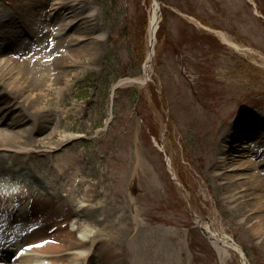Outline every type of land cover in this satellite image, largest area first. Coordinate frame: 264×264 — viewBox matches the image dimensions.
Listing matches in <instances>:
<instances>
[{
    "label": "rangeland",
    "instance_id": "1",
    "mask_svg": "<svg viewBox=\"0 0 264 264\" xmlns=\"http://www.w3.org/2000/svg\"><path fill=\"white\" fill-rule=\"evenodd\" d=\"M47 1L0 0L1 53L16 61L22 77L38 72L26 93L38 97L34 105L0 82L1 99L16 104L23 128L32 127L22 138L27 149L0 148V179L22 168L27 182L57 192L64 213L86 216L83 232L76 231L77 220L67 224L75 238L104 216L116 227L121 223L118 248L125 264H142L134 249L144 240L171 254L165 264H243L233 249L226 260L218 257L200 227L207 220L241 247L245 264H264V232L256 237L248 223L264 221V165L240 171L250 178L240 180L237 203L226 202L230 184L217 170L221 141L237 119L250 117L264 133V0H160L147 73L154 1L83 0L94 6V27L106 37L86 46L70 69L54 56L47 59L50 38L40 27L18 20L24 7L44 11ZM198 21L224 32L241 50ZM52 70L48 86L40 74ZM135 77L144 79L142 85L125 81ZM247 125L236 150L225 155L228 165L240 159L242 146L256 142ZM66 134L77 136L65 142ZM7 136L8 145L19 139ZM263 145L250 148V161H258L256 149ZM66 153L79 155L88 167L72 179L55 167ZM22 223L14 224L16 238Z\"/></svg>",
    "mask_w": 264,
    "mask_h": 264
},
{
    "label": "bare ground",
    "instance_id": "2",
    "mask_svg": "<svg viewBox=\"0 0 264 264\" xmlns=\"http://www.w3.org/2000/svg\"><path fill=\"white\" fill-rule=\"evenodd\" d=\"M82 1L48 0L43 7L44 11L34 12L29 7H24L19 11L18 20L26 21L28 26L33 29L40 27L41 29H39L50 38L48 43L50 48L48 56L50 58H46L51 60L54 56L63 63L62 67L65 69L76 67L78 58L86 55L88 45L96 44L106 37L104 31L94 27V6L82 3ZM158 7L159 4L155 1L149 29L153 47L148 52L149 57L144 67L145 73L151 67L150 63L154 54L156 35L154 32L157 23L156 18L159 15ZM6 18L7 21L13 20L10 16ZM2 19H0V25ZM0 34H2L1 31ZM215 34L230 47L241 50V47L234 41H230L224 32L220 31ZM15 62L12 57L4 55L0 51V82L7 87H13L16 91H20L24 101L34 105L33 102L36 103L38 97L32 98L33 96L31 97L26 93L31 81L37 78L38 72L31 69L28 72L29 75L31 73L30 76L27 74L22 77L21 74L24 72L21 71V67H17ZM53 74L52 70L40 75L43 76L42 79L48 86H52L54 78L52 79L51 76ZM126 81L129 84L142 85L144 79L135 77L134 79L128 78ZM1 97L0 94V148L6 150H9V147L27 149L28 144L22 138L27 137L26 133L30 132L32 127L23 128L26 125V120L24 116L14 115L17 109L16 104L9 100L4 101ZM108 108L110 110V103ZM242 117L235 121L229 132L224 134L221 141L222 150L218 156V175L222 176L223 181L230 184V191L226 195V202L228 203H237L240 200L242 197L240 180L250 178L240 171H245L250 165L255 168L264 165V148L262 150L256 149L258 161L252 159L250 161V155L247 153L250 148L261 143L264 144V133L260 131L262 127L253 126L250 117ZM247 123H249L247 126L251 128L252 132L250 136L256 142L253 146L249 145L246 148L242 146L238 155L240 159L232 161L233 164L228 165L225 155L230 150H236L235 142L240 137L239 133L246 134V130L242 129L246 127ZM1 126H9L11 129H2ZM14 130L15 133H12ZM54 131L55 128L49 135L53 136L52 132ZM8 134H15L19 139L14 144L8 145L6 143ZM75 136L77 135L66 134L62 140L70 142ZM82 163L79 155L66 153L58 159L55 167L61 175L72 179V176L78 175V173H82V170L88 168L82 166ZM229 166L233 167L230 168ZM260 171L258 170L252 177L258 176ZM0 175H2L1 172ZM23 175L25 172L22 168H18L17 172L12 173L9 180L0 179V264H125L121 260L122 254L118 248L123 230L121 223L116 227L114 222H107L104 216L102 221H99L98 224L94 223L92 229L84 234L85 237L82 239L75 238L74 232L68 228L67 224L77 220L76 231L83 232L86 229L82 222L87 221L85 220L86 216L80 212L68 211L64 213L65 203L57 192L50 193L46 186L31 184L22 178ZM18 177L21 178V181L15 179ZM21 182L23 183L19 186ZM70 195L75 197V194L70 193ZM91 218L96 221L94 220L95 217ZM20 222H23V226L16 233L19 238H16L14 224ZM248 223H251L253 234L256 237L263 235L264 221L259 222L252 218ZM200 227L222 261L227 259L231 249L239 253L243 252L240 247L230 241L228 236L217 233L208 220ZM134 250V257L142 264H165V261L171 258V254L162 253L153 240L142 241Z\"/></svg>",
    "mask_w": 264,
    "mask_h": 264
},
{
    "label": "trees",
    "instance_id": "3",
    "mask_svg": "<svg viewBox=\"0 0 264 264\" xmlns=\"http://www.w3.org/2000/svg\"><path fill=\"white\" fill-rule=\"evenodd\" d=\"M165 28V23H163V28H162V30L160 31V32H163V29ZM153 96H154V98H155V95L153 94ZM149 131H150V135H155V133L153 132L152 133V130H150L149 129Z\"/></svg>",
    "mask_w": 264,
    "mask_h": 264
},
{
    "label": "water",
    "instance_id": "4",
    "mask_svg": "<svg viewBox=\"0 0 264 264\" xmlns=\"http://www.w3.org/2000/svg\"><path fill=\"white\" fill-rule=\"evenodd\" d=\"M155 1H158L159 2V0H155ZM174 179V178H173ZM232 242V241H231ZM234 245H235V243L234 242H232ZM240 256H242V258H244V256H243V254H241Z\"/></svg>",
    "mask_w": 264,
    "mask_h": 264
}]
</instances>
